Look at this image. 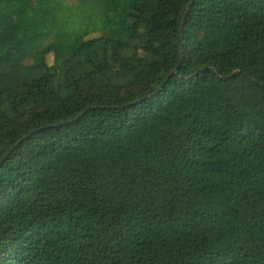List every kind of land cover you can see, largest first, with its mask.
<instances>
[{
  "label": "trees",
  "instance_id": "trees-1",
  "mask_svg": "<svg viewBox=\"0 0 264 264\" xmlns=\"http://www.w3.org/2000/svg\"><path fill=\"white\" fill-rule=\"evenodd\" d=\"M71 1L0 0V264H264V0Z\"/></svg>",
  "mask_w": 264,
  "mask_h": 264
},
{
  "label": "rangeland",
  "instance_id": "rangeland-1",
  "mask_svg": "<svg viewBox=\"0 0 264 264\" xmlns=\"http://www.w3.org/2000/svg\"><path fill=\"white\" fill-rule=\"evenodd\" d=\"M71 3H73V0L71 1ZM56 33H57L56 30H52L49 32L48 37L50 43L53 42V40L55 39Z\"/></svg>",
  "mask_w": 264,
  "mask_h": 264
},
{
  "label": "water",
  "instance_id": "water-1",
  "mask_svg": "<svg viewBox=\"0 0 264 264\" xmlns=\"http://www.w3.org/2000/svg\"><path fill=\"white\" fill-rule=\"evenodd\" d=\"M185 18H187V14H186V16H185ZM184 25H185V21H184V23H183V26H182V30H183V28H184ZM26 139V138H25ZM24 139V140H25ZM23 140V141H24ZM11 155V152L2 160V162H4L9 156Z\"/></svg>",
  "mask_w": 264,
  "mask_h": 264
}]
</instances>
